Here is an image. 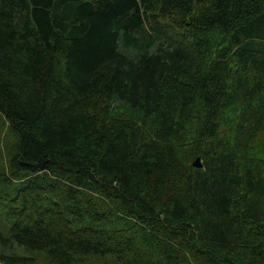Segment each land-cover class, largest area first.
I'll return each mask as SVG.
<instances>
[{
    "label": "trees",
    "instance_id": "obj_1",
    "mask_svg": "<svg viewBox=\"0 0 264 264\" xmlns=\"http://www.w3.org/2000/svg\"><path fill=\"white\" fill-rule=\"evenodd\" d=\"M0 123V264H264V0H0Z\"/></svg>",
    "mask_w": 264,
    "mask_h": 264
},
{
    "label": "rangeland",
    "instance_id": "obj_2",
    "mask_svg": "<svg viewBox=\"0 0 264 264\" xmlns=\"http://www.w3.org/2000/svg\"><path fill=\"white\" fill-rule=\"evenodd\" d=\"M2 123V122H1ZM0 123V125H1ZM5 128H6V123H5ZM1 136V135H0ZM4 143V144H2ZM17 143V138L16 136L12 135L10 138L7 137L5 139L1 138L0 139V150H7V154H9V150L11 149V147L15 146V144ZM264 150V146L261 147ZM0 159H2V157H0ZM4 184L0 183V190H2L4 188ZM0 207L3 208V206L0 205ZM1 231H3L4 233H6L8 231V224L6 222H3L2 225L0 226ZM13 253H17L18 255H28V252H25L24 249L20 246H17L16 244H11L8 247H4L0 244V253H6V254H12ZM30 255V254H29ZM32 255H36L35 253H32ZM35 264H49V260L48 258L44 255V253H40V255H38L37 260L35 261Z\"/></svg>",
    "mask_w": 264,
    "mask_h": 264
},
{
    "label": "water",
    "instance_id": "obj_3",
    "mask_svg": "<svg viewBox=\"0 0 264 264\" xmlns=\"http://www.w3.org/2000/svg\"><path fill=\"white\" fill-rule=\"evenodd\" d=\"M193 166H196V167H201L202 166V161H201V158L199 156H197L193 162H192Z\"/></svg>",
    "mask_w": 264,
    "mask_h": 264
}]
</instances>
